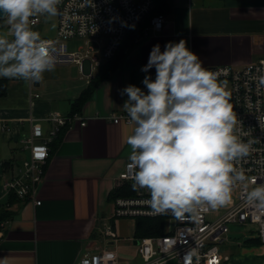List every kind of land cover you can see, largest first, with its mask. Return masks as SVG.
Here are the masks:
<instances>
[{
    "label": "crops",
    "instance_id": "obj_1",
    "mask_svg": "<svg viewBox=\"0 0 264 264\" xmlns=\"http://www.w3.org/2000/svg\"><path fill=\"white\" fill-rule=\"evenodd\" d=\"M164 14L162 30L141 37L79 110L74 111L73 101L107 59L91 77L85 62L82 70L76 63L56 65L38 85L0 77L6 80V93L0 96V211L8 215L0 240V264H74L82 253L96 254L107 246L116 251L118 264H142L136 262L140 258L136 218L113 221L116 241L103 242L98 231L113 211L111 195L127 184L118 176L129 161L126 139L134 127L102 117L124 110L127 96L121 90L126 86L146 91L142 84L146 73L141 68L157 43L163 51L169 41L186 40L206 68L241 69L264 58V0H167ZM6 31L0 27V33ZM149 74L154 78L155 70ZM50 113H75L86 119V125L74 123L62 131L38 186L39 205L10 200L14 195L3 186L11 165L28 155L19 140L28 133L29 118L48 129L51 123L43 119ZM168 222L163 219V232Z\"/></svg>",
    "mask_w": 264,
    "mask_h": 264
},
{
    "label": "clouds",
    "instance_id": "obj_2",
    "mask_svg": "<svg viewBox=\"0 0 264 264\" xmlns=\"http://www.w3.org/2000/svg\"><path fill=\"white\" fill-rule=\"evenodd\" d=\"M61 0H0V77L36 82L55 70L57 47L34 30L35 17H54ZM155 70L153 78L149 73ZM141 71L144 89L128 85L122 108L134 125L127 136V168L133 190H147L158 214L195 217L232 199L244 179L234 161L249 155L252 140L241 139V121L218 74L203 66L184 39L155 44ZM264 87V74L255 78ZM248 200L264 207V185ZM188 253L187 255H191Z\"/></svg>",
    "mask_w": 264,
    "mask_h": 264
},
{
    "label": "built area",
    "instance_id": "obj_3",
    "mask_svg": "<svg viewBox=\"0 0 264 264\" xmlns=\"http://www.w3.org/2000/svg\"><path fill=\"white\" fill-rule=\"evenodd\" d=\"M155 0H61L58 5L57 30L52 40L57 47V65L76 63L82 70L88 61L89 77L101 65L104 59L112 58L118 51L129 28L135 23L148 20L142 37L162 30L166 21L164 13L152 14ZM43 16L33 18L34 28L43 23ZM83 40L100 42V49L77 46L69 50V41ZM99 54V55H98ZM218 74V81L230 93V103L241 121V139L252 140V149L248 156L234 161V168L242 173L244 179L238 181L232 192L231 201L216 209L203 208L193 217L186 214L177 218L171 213L158 214L147 201V190H133L131 196H118L113 199V211L109 221L104 219L98 228L103 242L118 239L113 221L120 218H163L169 221L161 235L137 238V249L142 264H227L229 257L218 253V244L227 240V234L234 226H247L251 233L249 241L264 253V207L248 200V193L257 186L264 185V87L257 86L255 79L264 74V58L248 63L241 69L230 65H218L208 68ZM36 98L39 94H34ZM113 124H131L123 110L102 117ZM43 121L51 127L44 129L41 121L29 118L28 133L19 140L21 147L28 152L27 157L10 167V174L4 183V191L12 193L18 199L31 201L39 205L38 186L45 178L48 162L51 158L52 143L62 130L74 123L86 125V119L77 115L50 113ZM2 129L5 127L2 126ZM125 163L118 178L129 184L134 183L133 173ZM133 189V187H132ZM214 217L211 219V217ZM8 220L0 222V240L3 228ZM188 253H192L190 256ZM74 264H118V256L111 247H104L96 254L84 252ZM264 264V262H263Z\"/></svg>",
    "mask_w": 264,
    "mask_h": 264
},
{
    "label": "trees",
    "instance_id": "obj_4",
    "mask_svg": "<svg viewBox=\"0 0 264 264\" xmlns=\"http://www.w3.org/2000/svg\"><path fill=\"white\" fill-rule=\"evenodd\" d=\"M167 10V0H155V8L152 14L165 13ZM148 23V20L135 23L132 25L126 36L124 37L117 53L110 59H108L101 67L98 72L92 76L86 89H84L79 97L72 103L74 111L79 110L93 94L94 90L100 83V81L108 77L113 70L117 67V64L122 58L132 49L136 42L142 37L144 27ZM3 26V20H0V27ZM6 93V80L0 79V96ZM75 113H71L73 115ZM63 131V130H62ZM62 131L52 143V150L58 144ZM134 194L132 187L129 184H125L123 187L117 189L111 197L114 199L118 196H131ZM16 196H11L10 200L17 199ZM8 217L6 211H0V222ZM163 234V218H136V229L135 235L137 238L144 236H153Z\"/></svg>",
    "mask_w": 264,
    "mask_h": 264
},
{
    "label": "rangeland",
    "instance_id": "obj_5",
    "mask_svg": "<svg viewBox=\"0 0 264 264\" xmlns=\"http://www.w3.org/2000/svg\"><path fill=\"white\" fill-rule=\"evenodd\" d=\"M57 15L54 17H44L43 23L40 27H37V30L40 32L42 37L55 38L57 30ZM3 29L7 30V25L3 21ZM35 29V28H34ZM156 32H152L150 35H155ZM83 40H73L69 41V50H74L79 45H83V48L94 47L96 51L100 49V42L91 41L88 44L84 43ZM99 55V54H98ZM102 61L106 60L101 55H99ZM85 71H88V61H85ZM113 209V208H112ZM112 216V211L109 217L105 219L109 221ZM214 218L213 216L211 219ZM227 240L218 244V253L222 257H229V262L227 264H263L264 262V253L257 245L249 241L251 233L248 232L247 226H234L230 232L226 235ZM142 260L139 257H136V262L140 263ZM175 261L171 260L167 264H174Z\"/></svg>",
    "mask_w": 264,
    "mask_h": 264
},
{
    "label": "water",
    "instance_id": "obj_6",
    "mask_svg": "<svg viewBox=\"0 0 264 264\" xmlns=\"http://www.w3.org/2000/svg\"><path fill=\"white\" fill-rule=\"evenodd\" d=\"M39 81L34 82V85H38ZM135 243L137 244L138 241L136 240Z\"/></svg>",
    "mask_w": 264,
    "mask_h": 264
}]
</instances>
